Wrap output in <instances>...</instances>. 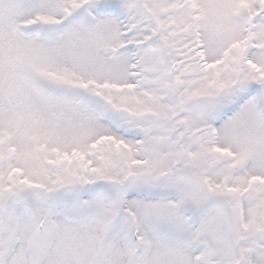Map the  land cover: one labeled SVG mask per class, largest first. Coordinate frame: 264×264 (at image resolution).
Wrapping results in <instances>:
<instances>
[{
	"label": "snow or ice",
	"instance_id": "obj_1",
	"mask_svg": "<svg viewBox=\"0 0 264 264\" xmlns=\"http://www.w3.org/2000/svg\"><path fill=\"white\" fill-rule=\"evenodd\" d=\"M0 264H264V0H0Z\"/></svg>",
	"mask_w": 264,
	"mask_h": 264
}]
</instances>
